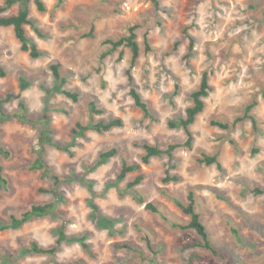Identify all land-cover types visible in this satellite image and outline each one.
Here are the masks:
<instances>
[{"label":"rangeland","instance_id":"obj_1","mask_svg":"<svg viewBox=\"0 0 264 264\" xmlns=\"http://www.w3.org/2000/svg\"><path fill=\"white\" fill-rule=\"evenodd\" d=\"M42 1L46 12L31 0L34 26L26 27L42 57L22 51L12 27L0 29L7 72L0 79V111L30 120L0 122L10 153L1 159L7 184L0 190V264H200L190 256L208 254L201 239L173 226L189 222L178 202L187 205L190 191L220 264H264V0ZM20 9L16 4L5 15ZM134 26L141 52L131 67L130 49L109 54L106 41ZM53 63L61 65L65 88L78 102L61 93ZM204 72L213 91L190 128L192 148L154 158L142 167V183L130 189L139 173L118 175L124 162L141 161L143 144L186 142L184 130L168 123L185 114ZM132 87L150 116L135 106ZM91 103L103 113H92ZM253 104L257 130L249 119L228 130L211 125L232 123ZM116 118L122 127L73 136L78 123ZM112 149L115 156L101 157ZM203 152L218 155L222 168L199 163ZM39 159L57 184L36 168ZM167 175L178 180L165 183ZM48 203V215L6 228L12 216ZM148 203L160 213L146 209ZM60 230L65 240L54 257L28 253L33 241L53 247ZM185 232L199 246L188 244Z\"/></svg>","mask_w":264,"mask_h":264},{"label":"trees","instance_id":"obj_2","mask_svg":"<svg viewBox=\"0 0 264 264\" xmlns=\"http://www.w3.org/2000/svg\"><path fill=\"white\" fill-rule=\"evenodd\" d=\"M31 0H5L4 4L0 6V29L5 27H12L14 29L16 38L21 44L22 51L28 53L31 58L38 59L43 56V52L39 49L38 45L32 41L26 31L27 26H34V22L31 18V13L29 9V4ZM37 9L40 12H46V6L42 0H34ZM20 4L21 9L20 11L15 15H5V12H7L10 8H12L14 5ZM137 26L131 27L129 29V34L122 36L118 40L109 39L106 41L107 44L111 45V49L109 54H112L113 52H116L120 47L125 46L130 49L132 53V59H131V67L135 65L138 58L140 57V45L137 41V34H136ZM38 34H40V31L35 29ZM41 35V34H40ZM91 37L92 34L90 33L87 35V37ZM146 40V44H147ZM149 49V47L147 46ZM51 71L53 73V76L55 78V81L58 85V87L61 90V93L65 95L67 98L71 99L74 102L79 101V96L77 93L72 92L65 88L67 85L66 78L62 75L61 72V65L59 63H53L51 64ZM7 76V72L5 70V67L2 63V50L0 49V79H3ZM128 78L130 82H132L133 78L131 75V71H128ZM213 91V87L210 84L209 80V73L204 72L200 84L196 90H194L191 95V105L188 106L185 110V114L181 116L179 119L175 121H169L168 126L171 129H182L186 133L187 140L184 144H171L167 148H162L158 145H152L149 143L143 144L142 148L144 150V153L141 157V161L138 163H132L129 164L127 162H124L121 168V171L118 175L119 180H124L126 177L131 173H139V175L128 184V187L131 189L137 185H140L143 181V175H142V167L148 166L151 164V161L154 158H160L164 155L168 156L170 159L173 157V154L176 150H178L181 147H187L192 148V143L194 140V137L190 131L191 126L196 122L197 118L205 111L206 108V101L205 99L210 96V94ZM130 95L134 100V104L136 107H138L140 110L144 112L146 116H150V108L146 101L142 98L141 94L134 88H131ZM10 99V98H8ZM2 100H0V107L3 108ZM23 107L24 105L21 104ZM255 104L249 105L246 108L245 114L242 118L236 119L234 122L230 123H224L217 120H212L211 125L214 127H218L220 129L228 130L230 126L236 125V123L244 121V120H251L254 129H258V121L255 118L254 115L251 114L252 109L254 108ZM91 111L94 114H102V110H98L95 103H91ZM1 120L0 122H4L6 120H9L11 118H17L21 122L28 123L30 120L27 119L22 114H16V115H8L3 112V110L0 111ZM123 126V121L120 118L113 119L109 122L100 121L98 123L89 124L87 126H83L82 124L78 123L76 125V128L73 129V136L79 137L84 136L88 131H95L98 133H104L111 131L115 128H120ZM117 151L115 149H112L108 152H104L102 154L103 159H109L113 156H115ZM9 152L6 150L5 146L3 145V142L0 138V190L2 189L3 185L7 184V181L3 174V166L1 159L9 157ZM198 162L201 164H205L207 166L216 165L219 169L222 168L221 163L218 160V155H208L206 153H202L201 157L198 159ZM36 168L44 169V174L56 180V184L58 182V177L51 175V172L48 168H46L45 164L42 162V160H38V164ZM178 178L173 177L171 178L169 175H167L164 178L165 183H169L171 181H177ZM196 199L194 196V193L192 191L189 192L188 195V204L184 205L180 202H178V206L182 209L183 214L189 217V222L187 225H177L174 224V227H178L183 231H193L196 233V235L201 239V247L208 251V254L204 255H198V254H192L190 256V263H192L194 260H197L200 264H220L216 257L219 256L218 250L213 246L210 238L209 233L207 230L206 225L201 220V213L197 211L196 209ZM53 209V204H43V205H33L29 210L24 212L20 218H17L15 216H12L11 224L9 226H6V228H14L17 229L19 227H22L25 223L30 221L32 218H40L48 215L50 211ZM146 209L154 212V213H160L158 208L153 203H148L146 205ZM185 241L192 245L193 247H197L198 241L196 238L192 237L189 232H185L184 234ZM65 240V234L63 230H60L59 237L53 247H42L36 242H31L30 247L28 248V253L36 254V255H45V256H51L54 257L60 246ZM80 243L86 251L89 252V246L84 242L83 239L80 240ZM127 248V247H126ZM223 264H234L230 260H224Z\"/></svg>","mask_w":264,"mask_h":264}]
</instances>
